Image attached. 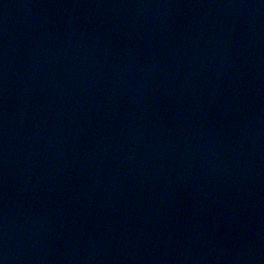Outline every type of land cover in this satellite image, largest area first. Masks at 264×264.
Masks as SVG:
<instances>
[{
  "label": "water",
  "instance_id": "1",
  "mask_svg": "<svg viewBox=\"0 0 264 264\" xmlns=\"http://www.w3.org/2000/svg\"><path fill=\"white\" fill-rule=\"evenodd\" d=\"M0 264H264V0H0Z\"/></svg>",
  "mask_w": 264,
  "mask_h": 264
}]
</instances>
